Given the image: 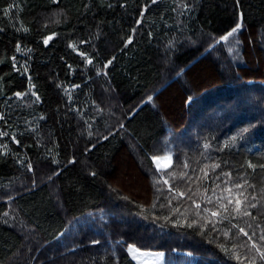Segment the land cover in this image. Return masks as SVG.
<instances>
[{
    "label": "trees",
    "instance_id": "16d2710c",
    "mask_svg": "<svg viewBox=\"0 0 264 264\" xmlns=\"http://www.w3.org/2000/svg\"><path fill=\"white\" fill-rule=\"evenodd\" d=\"M130 245L264 264V0H0V264Z\"/></svg>",
    "mask_w": 264,
    "mask_h": 264
},
{
    "label": "rangeland",
    "instance_id": "374dc122",
    "mask_svg": "<svg viewBox=\"0 0 264 264\" xmlns=\"http://www.w3.org/2000/svg\"><path fill=\"white\" fill-rule=\"evenodd\" d=\"M171 160L172 156L167 154L155 158L154 162L158 168H163L168 166ZM130 246L128 247V251L137 264H163L162 252L147 251L133 245Z\"/></svg>",
    "mask_w": 264,
    "mask_h": 264
},
{
    "label": "snow or ice",
    "instance_id": "6c2138e0",
    "mask_svg": "<svg viewBox=\"0 0 264 264\" xmlns=\"http://www.w3.org/2000/svg\"><path fill=\"white\" fill-rule=\"evenodd\" d=\"M241 27L240 24H237V26L235 28L232 29V32L229 33V35H232V33H235L239 28ZM45 43H47V41H45ZM131 247V246H130Z\"/></svg>",
    "mask_w": 264,
    "mask_h": 264
}]
</instances>
